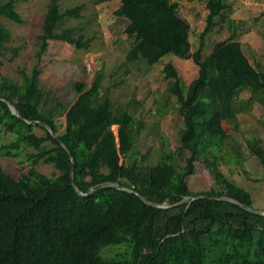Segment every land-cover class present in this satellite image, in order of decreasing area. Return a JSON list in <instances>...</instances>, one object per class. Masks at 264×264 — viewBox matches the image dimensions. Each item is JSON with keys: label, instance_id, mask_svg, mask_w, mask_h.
<instances>
[{"label": "trees", "instance_id": "1", "mask_svg": "<svg viewBox=\"0 0 264 264\" xmlns=\"http://www.w3.org/2000/svg\"><path fill=\"white\" fill-rule=\"evenodd\" d=\"M0 4V17L16 23L23 19L18 3ZM60 0H50L43 34L38 36L39 59L65 14ZM114 0H96V4ZM115 15L128 24L125 33L134 40L127 54L131 63L148 67L172 55L192 60L198 77L186 84L175 65L163 69L167 80L158 104V117L176 110L183 118L180 146L167 150L169 142L161 132L163 152L155 165L144 166L136 146L138 131L134 117L126 112L114 118L108 101H97L101 82L87 90L84 82L74 87L79 97L66 112V123L56 119L64 104L40 84L41 70L22 73V81L0 80V125L15 140L0 147V156L13 158L24 144L33 166L54 167L57 176L46 177L30 171L18 179L0 166V264H264V216L216 196L234 199L254 210L252 194L227 178L221 165L240 168L247 175L241 146L225 127L239 131L238 116L249 113L255 104L264 108V68L252 64L242 44L236 40L238 23L232 18L228 0H207V26L202 37L215 30H228L231 36L203 54L204 41L192 52L191 27L178 12L173 0H119ZM11 42V33L0 26V67ZM87 50L89 39L69 40ZM18 50H14V57ZM248 93L247 98L242 94ZM175 100V101H174ZM39 121L42 126L29 125ZM121 126L120 148L113 143L111 127ZM264 127V120L261 122ZM36 129L43 131L39 136ZM64 146L70 151L71 155ZM249 154L256 158L263 175L256 179L264 189V141L246 140ZM125 159L121 163V158ZM74 159L76 191L71 170ZM203 161L216 188L194 193L188 185ZM106 183L120 185L104 187ZM156 204H146L141 197ZM187 199L183 204V200ZM264 207V203H263ZM116 249L112 254L106 251Z\"/></svg>", "mask_w": 264, "mask_h": 264}, {"label": "rangeland", "instance_id": "2", "mask_svg": "<svg viewBox=\"0 0 264 264\" xmlns=\"http://www.w3.org/2000/svg\"><path fill=\"white\" fill-rule=\"evenodd\" d=\"M7 0H0V4ZM179 3L178 12L187 20L191 27L190 40L195 52L204 41L203 54L208 55L215 44L227 40L231 33L215 30L202 34L207 26V0H173ZM50 0H29L18 3L17 11L23 19L16 23L5 17H0V26L11 33V42L7 45V53L0 67V80L9 78L15 82L22 81V73L31 74L34 68L41 70L40 84L45 91H52L64 104L59 110L56 121L62 124L60 134L66 123V112L75 103L79 94L75 90L76 82H84L89 90L96 81L101 85L98 90L97 101H108L114 118L123 113H130L135 119L138 131L136 146L141 157L147 156L141 163L144 166L155 165L163 152V139L156 132H161L169 142L167 150L176 151L180 146V130L183 128V118L173 110L164 118L158 117V104L162 99L167 85L163 69L168 62H172L180 77L186 84H190L198 77L199 68L190 60H183L169 55L162 61L148 67L143 62L131 63L127 54L134 40L127 36L125 29L128 22L120 19L115 12L120 7V1L96 4V0H60V11L65 14L49 42L47 51L38 58L40 50L38 36L43 34V25ZM234 13L232 18L238 23L236 40L242 44L243 50L252 64L260 63L264 68V0H228ZM92 39L87 50L78 49L69 40ZM18 56L14 57V50ZM248 93L242 97L247 98ZM175 101V100H174ZM264 108L255 104L246 114L238 116L239 131L233 125H226L228 132L233 135L245 158V170L233 167L229 170L221 165L222 173L237 185L248 190L255 201V207L263 209L264 189L255 181L263 175V169L252 157L247 149L246 140L260 137L264 141ZM113 143L120 148L121 126L111 127ZM35 133L43 135V131L36 129ZM15 140V135L3 131L0 125V147ZM34 152L25 148L24 144L17 150L18 155L10 157L0 156V166L3 171L18 179L30 171L46 177H54L58 172L54 167L40 163L33 166L28 159L29 153ZM125 159L121 158V163ZM196 173L189 177L188 185L192 192H205L216 188V183L203 161L196 162ZM116 249L106 251L112 254Z\"/></svg>", "mask_w": 264, "mask_h": 264}, {"label": "water", "instance_id": "3", "mask_svg": "<svg viewBox=\"0 0 264 264\" xmlns=\"http://www.w3.org/2000/svg\"><path fill=\"white\" fill-rule=\"evenodd\" d=\"M0 100H4V99L0 98ZM4 101H6V102L10 105V107H11V109L13 110L14 114H15L17 117H20V112H19V110H18V109L12 104V103L8 102L7 100H4ZM28 124H29V125H35V126H36V125H37V126H42V127L47 128L49 131H51L52 135L57 139V135L52 131V129H51L49 126H47V125L44 124L43 122L34 121V122H29ZM63 147H64L65 149H67L66 146L63 145ZM67 151H68L69 154L71 155V153H70V151H69L68 149H67ZM71 157H72V155H71ZM72 162H73V167H72V170H71V179H72L73 185H74L76 191L78 192V194H80V195L83 196V197H87V196H89L90 193H88V194H83V193L78 189V186H77V184H76V182H75L74 159H73V158H72ZM103 186H104V187H115V188H117V189H119V190H123V188H122L120 185H117V184H115V183H106V184H104ZM140 197H141V199H142L146 204L151 205V206H153V207H158L156 204H154V203L148 201V200L145 199L144 197H142V196H140ZM198 198L228 200V201H231V202H234V203L240 205L243 209H245V210H247V211H249V212H251V213H254V214H261V215L264 216V213H261V212H259V211H257V210H254V209H252V208H250V207H248V206H246V205H244V204H242V203H240V202H238V201H236V200H234V199H231V198H227V197H216V196H194V197H192V200H195V199H198ZM186 200H187V199L183 200L181 203H179V205H180V204H183Z\"/></svg>", "mask_w": 264, "mask_h": 264}]
</instances>
